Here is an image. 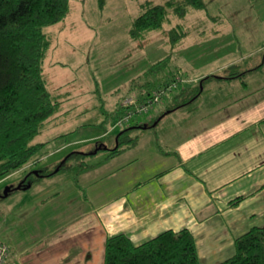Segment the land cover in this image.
I'll list each match as a JSON object with an SVG mask.
<instances>
[{
    "label": "rangeland",
    "instance_id": "1",
    "mask_svg": "<svg viewBox=\"0 0 264 264\" xmlns=\"http://www.w3.org/2000/svg\"><path fill=\"white\" fill-rule=\"evenodd\" d=\"M69 1L64 21L45 29L51 48L43 63L50 91L68 93L69 98L56 120L35 136L33 143L52 140L45 152L0 179V241L11 256L19 249L62 240L76 225L88 227L91 209L170 168L175 157L169 139L199 128L196 101L169 111L181 86L205 87L201 100L209 105L225 93L245 91L234 90L236 84L242 86L241 76L224 78L231 74L244 75L250 83L247 92L264 84V0H203L204 8H190L183 17L170 9L163 27L139 40L131 38L130 30L143 5L178 0H106L103 7L98 0ZM178 26L183 37L174 45L171 32ZM163 60L166 66L156 68ZM213 75L200 85L202 78ZM142 85L151 94L167 89L147 114L117 125L119 106ZM259 89L262 94L264 87ZM205 119L204 124H210L215 118ZM147 123L153 124L143 129ZM127 128H134L125 138L134 139V146L124 143L122 152L105 164L107 149H115L118 134ZM74 152L93 154L69 157ZM126 161L113 175V168ZM82 163L88 168L81 171ZM37 171L55 174L39 177L33 174ZM26 180L29 188L16 189Z\"/></svg>",
    "mask_w": 264,
    "mask_h": 264
},
{
    "label": "crops",
    "instance_id": "2",
    "mask_svg": "<svg viewBox=\"0 0 264 264\" xmlns=\"http://www.w3.org/2000/svg\"><path fill=\"white\" fill-rule=\"evenodd\" d=\"M244 79L242 86H234L244 92L225 93L209 105L201 100L207 91L203 88L195 103L199 128L169 139L175 157L170 168L91 209L88 227L76 225L62 240L19 249L6 264H104L108 237L124 234L139 246L163 231L184 229L194 237L201 264L231 258L236 238L264 226V90L259 94L264 84L247 92L250 83ZM68 98L67 93L63 105ZM205 117L215 119L204 124ZM127 163L113 168L112 174ZM241 197L239 204L229 206Z\"/></svg>",
    "mask_w": 264,
    "mask_h": 264
},
{
    "label": "trees",
    "instance_id": "3",
    "mask_svg": "<svg viewBox=\"0 0 264 264\" xmlns=\"http://www.w3.org/2000/svg\"><path fill=\"white\" fill-rule=\"evenodd\" d=\"M105 2L98 0L100 7ZM190 8H204L203 0L167 1L164 5L147 2L143 5L144 12L133 20L131 38L139 40L144 34L162 28L168 20L170 9L175 16L183 17ZM69 9V0H0V179L24 168L46 150L48 142L33 141L61 109L65 94H60L57 89L52 92L48 88L43 63L51 47L45 29L64 21ZM178 30L182 34L178 35ZM171 35L172 44H178V39L183 37L181 27L172 29ZM166 64L167 61L163 60L155 66L162 68ZM239 76L243 75L234 73L224 78L235 79ZM214 77L207 76L199 83L202 86ZM180 88L174 96L176 103L169 108L170 112L191 105L203 91L198 85ZM150 95L151 91L142 85L131 98L136 103H144ZM131 109L134 110V106ZM119 111L123 115L121 106ZM152 124L144 126L147 128ZM132 130L134 128H127L118 134L115 149L105 147L110 158L122 152L124 143L134 146V139L125 140L126 133ZM92 154L74 152L69 157ZM63 164L58 172L63 169ZM87 168L84 163L79 166L81 171ZM37 172L39 177L55 174ZM23 184L26 186L29 183L26 180ZM242 199L232 200L229 206L239 204ZM234 242V255L219 264H264V226L254 227ZM104 248V264H201L194 237L188 229L163 231L139 246H135L128 236L118 234L108 237Z\"/></svg>",
    "mask_w": 264,
    "mask_h": 264
},
{
    "label": "built area",
    "instance_id": "4",
    "mask_svg": "<svg viewBox=\"0 0 264 264\" xmlns=\"http://www.w3.org/2000/svg\"><path fill=\"white\" fill-rule=\"evenodd\" d=\"M166 89H158L152 93L148 100L144 103H136L133 98H124L121 107L124 109L123 115L116 121V124L121 126L131 118L136 117L138 114H147L150 109L154 108L160 103V98L165 95ZM134 106V110L131 107ZM10 256L9 247L7 244L0 241V264H6Z\"/></svg>",
    "mask_w": 264,
    "mask_h": 264
},
{
    "label": "water",
    "instance_id": "5",
    "mask_svg": "<svg viewBox=\"0 0 264 264\" xmlns=\"http://www.w3.org/2000/svg\"><path fill=\"white\" fill-rule=\"evenodd\" d=\"M143 129H146V126H144ZM57 172H58V170H57ZM33 174L37 176V175H38V172L33 173ZM22 185H24V184L21 183V185L18 186V188H16V189H23V190H26V188H29V187H30L29 184H26V186H22ZM8 192H9V190H8L6 193H4V196H7V193H8Z\"/></svg>",
    "mask_w": 264,
    "mask_h": 264
}]
</instances>
